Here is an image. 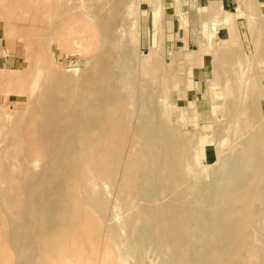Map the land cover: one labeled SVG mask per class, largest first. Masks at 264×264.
<instances>
[{"label":"rangeland","instance_id":"obj_1","mask_svg":"<svg viewBox=\"0 0 264 264\" xmlns=\"http://www.w3.org/2000/svg\"><path fill=\"white\" fill-rule=\"evenodd\" d=\"M0 264H264V0H0Z\"/></svg>","mask_w":264,"mask_h":264},{"label":"bare ground","instance_id":"obj_2","mask_svg":"<svg viewBox=\"0 0 264 264\" xmlns=\"http://www.w3.org/2000/svg\"><path fill=\"white\" fill-rule=\"evenodd\" d=\"M31 164L35 167L37 165V162L32 161ZM31 164L28 165V166H31ZM216 177L220 178L222 176L219 177V175H216ZM218 182H219V179H218ZM218 182H217V184L212 183L211 191H212L213 188L215 189V187L218 186ZM226 196H225V199H227ZM223 197L224 196H222V198ZM220 220H222V219H220ZM215 223H216L215 230L212 233H210V234H207L205 231H201V230L199 232H193V234H195L197 236H201L202 237L201 239H206L204 244L210 243V245L212 246L213 252H211V261L213 263L215 262L216 252H217V254H219L220 252L225 250V246L227 245V241H228L227 236L229 234H231V230L230 229H227V227H224L219 222H215ZM170 224H171V218L167 219V218L164 217L163 218V227H164V231H166L168 234H170ZM173 244H174V246L182 249L183 252H185V253H189V250H192V247H187L186 245H184L183 241L178 242V241L175 240L173 242ZM186 248H188V249H186Z\"/></svg>","mask_w":264,"mask_h":264}]
</instances>
